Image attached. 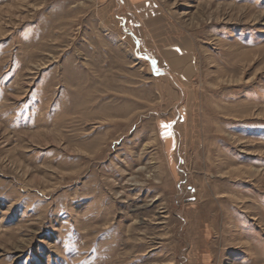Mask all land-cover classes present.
<instances>
[{
  "label": "rangeland",
  "instance_id": "374dc122",
  "mask_svg": "<svg viewBox=\"0 0 264 264\" xmlns=\"http://www.w3.org/2000/svg\"><path fill=\"white\" fill-rule=\"evenodd\" d=\"M153 1L180 80L127 0H0V264H264V0Z\"/></svg>",
  "mask_w": 264,
  "mask_h": 264
},
{
  "label": "crops",
  "instance_id": "0c3cea01",
  "mask_svg": "<svg viewBox=\"0 0 264 264\" xmlns=\"http://www.w3.org/2000/svg\"><path fill=\"white\" fill-rule=\"evenodd\" d=\"M127 2L129 6L136 7L135 11L139 13V17L131 24H133V30L141 40L144 48H148L151 39L145 31L148 28L156 26L158 23H162L160 10L155 6L153 0H127ZM171 42L174 43L172 40H166L164 46H160L158 42L152 41L151 43L156 46H153L151 51L152 55L157 58L159 69L162 68L173 72L178 77L177 79L180 80V73H183L189 67V53L187 52V48L181 47L178 44H172ZM165 47H168V49L163 50Z\"/></svg>",
  "mask_w": 264,
  "mask_h": 264
},
{
  "label": "snow or ice",
  "instance_id": "6c2138e0",
  "mask_svg": "<svg viewBox=\"0 0 264 264\" xmlns=\"http://www.w3.org/2000/svg\"><path fill=\"white\" fill-rule=\"evenodd\" d=\"M164 127H166V128H167V127H169V126H168V125H165Z\"/></svg>",
  "mask_w": 264,
  "mask_h": 264
}]
</instances>
